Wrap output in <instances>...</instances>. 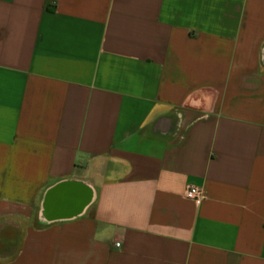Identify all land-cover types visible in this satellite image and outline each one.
<instances>
[{"label": "crops", "instance_id": "obj_1", "mask_svg": "<svg viewBox=\"0 0 264 264\" xmlns=\"http://www.w3.org/2000/svg\"><path fill=\"white\" fill-rule=\"evenodd\" d=\"M0 264H264V0H0Z\"/></svg>", "mask_w": 264, "mask_h": 264}, {"label": "built area", "instance_id": "obj_2", "mask_svg": "<svg viewBox=\"0 0 264 264\" xmlns=\"http://www.w3.org/2000/svg\"><path fill=\"white\" fill-rule=\"evenodd\" d=\"M185 197L194 205L198 206L205 197V192L202 187L194 184H188L184 192ZM116 246L119 244L116 243Z\"/></svg>", "mask_w": 264, "mask_h": 264}, {"label": "rangeland", "instance_id": "obj_3", "mask_svg": "<svg viewBox=\"0 0 264 264\" xmlns=\"http://www.w3.org/2000/svg\"><path fill=\"white\" fill-rule=\"evenodd\" d=\"M11 236H12L13 239H15V237H16V232H15V231H12Z\"/></svg>", "mask_w": 264, "mask_h": 264}]
</instances>
